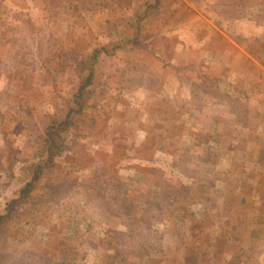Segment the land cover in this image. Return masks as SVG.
I'll return each mask as SVG.
<instances>
[{
    "label": "rangeland",
    "instance_id": "1",
    "mask_svg": "<svg viewBox=\"0 0 264 264\" xmlns=\"http://www.w3.org/2000/svg\"><path fill=\"white\" fill-rule=\"evenodd\" d=\"M227 13L236 24L264 26V0H0V216H6L0 264H191L196 249L205 263L226 264L236 260L234 250L244 251L240 246L248 264L264 262L263 242L249 239L258 236L252 227L263 223L257 209L264 202H240L245 193L234 190L244 173L241 161L232 152L220 154L214 145L221 137L199 129L227 130L228 114L246 117L242 103L229 110V89L210 83L227 82L228 73L199 68L205 33L220 26L231 31L221 19ZM237 40L264 54V35ZM208 42V53L210 47L218 55L233 50L216 36ZM183 44L196 51L190 61L180 53ZM235 68L248 72L236 73L237 85L259 84L254 67L249 73L241 61ZM88 76L85 90L92 94L56 138L61 150L53 166L27 199L9 208L48 156L43 128L65 116L66 101ZM231 141L227 136L222 149ZM223 153L235 175L226 186L221 182L229 172L216 169ZM199 177L214 180V187L199 193ZM144 191L173 194L171 206L163 212L155 199L152 206L137 201ZM128 206L138 215L146 209L151 224L136 227L130 239L126 221L114 214ZM209 243L223 245L216 252L221 258L206 261L207 250L200 251Z\"/></svg>",
    "mask_w": 264,
    "mask_h": 264
},
{
    "label": "crops",
    "instance_id": "2",
    "mask_svg": "<svg viewBox=\"0 0 264 264\" xmlns=\"http://www.w3.org/2000/svg\"><path fill=\"white\" fill-rule=\"evenodd\" d=\"M188 4L189 3L187 2L185 6L186 9L190 7ZM244 7L247 9L246 6ZM261 18L263 19L261 22L264 23V13L262 14ZM221 19L228 20L226 25L231 26L232 29L230 32H226V30H224V28L220 26L218 27L220 29H216V30L212 29L213 30V31L211 30L212 33L211 31L210 33H205L204 39L199 44L200 47L205 50V51L202 50L203 52L201 51L199 52V57H198L199 68H200V64H203L202 65L203 67L205 66V64H207V66L203 69L204 71L208 73L210 70L212 72L215 71L216 73L221 72V71L228 73L229 80L227 82H223V81L221 82L218 80V81L210 82V83H212L213 86H217L218 89H221V88L229 89V94H230L229 100H233V97H234V102L230 101V103H236V100H237L238 103L244 104L246 106V109H245L246 117L245 119H242L241 117L237 116L236 112L234 114H228L226 120L229 122V125L231 127H229L227 130L219 126L218 129L213 128V131L210 132L209 129H204V127H206L205 124L200 125L199 129L203 131L205 130L204 134L207 133V135L209 136L214 135L215 137L216 136L221 137L218 140V145L217 144L214 145V149H220L219 150L220 154H221V151L222 152L229 151V152L234 153L233 155H235V157L237 155L236 159H239V161H241L242 164L240 165H241V168L244 170V173H242L243 175L240 174L239 177L236 176L238 177V179H236L237 184L234 190V191H237L238 194H240L241 191H244L242 193H245V195L238 196V199L240 200V202L245 203L246 201L245 204H247V202L249 201L264 202V61H263L264 54H260L259 52H256V51L252 52V50H250V48H248L247 46L242 48L241 45L237 43L238 36L244 40H250L251 38L261 37L262 35H264V26L260 27L261 25L259 26L256 25L253 27L249 25L250 24L249 21H246L243 23L238 22L236 24V20L235 19L231 20V15L228 13L225 17H221ZM215 36L220 38L222 41L223 40L226 41L229 47L233 49L227 54L228 58H230L229 62H226L224 58H221L222 56H227V55L226 54L218 55V53L216 54L215 52L216 50L214 47H210L212 51L211 53H208V51H206L208 46H210V42L208 41H210V39H212V37L214 38ZM236 47H238L239 49H237ZM187 50H189V52H187ZM192 51L196 52L195 50L188 48V46L184 44L181 45L180 53L182 57H184L185 59H188L189 61H190L191 55L193 54ZM207 55H208V58H206ZM217 55L218 57H216ZM259 58H261V60ZM221 60L225 62L226 64L224 65L221 64ZM209 61H211L212 63L209 64L208 63ZM241 61L248 63L249 73L251 72V69H253V67L258 72L259 84H255L254 88L252 86L251 81L245 82L244 84L237 85V81L231 80L232 78L233 79L235 78L234 80L237 79L236 73H241V74L244 73L245 77L246 75H248L247 70H244V72H242L241 69L235 68L236 65ZM218 66H220V68H218ZM211 67L213 68L210 69ZM178 89L180 90L181 97L183 98L182 95L185 93V92L183 93V91L184 89L186 90V88L183 85V86H179ZM236 90L237 91L239 90V92H241L242 95L241 96L239 95L241 93L237 94ZM255 90H257V92L253 95V92ZM188 98H189V95L188 97H184V99H188ZM257 105L259 106L258 109L256 108ZM231 109L235 110V107L233 108L230 107L229 110L231 111ZM186 117L189 118V116L187 115ZM184 119L186 120V118ZM192 119H194V117ZM255 121H257V123H255ZM227 136H228V139H231L232 141H231V144H228V147L230 149H227L226 147V150H225V149H222V146ZM251 137L252 138L254 137L255 139L249 140L248 138H251ZM238 139L239 140L242 139V143L240 146L242 145L243 146L241 148L240 147L237 148V145H239ZM230 145L232 146L230 147ZM229 152H226V153L229 154ZM226 153L222 154L223 156L222 159H221V156H218L219 162L216 165V169L222 172L224 171L229 172L227 174L228 176L226 175V177L223 178V182H221V184L224 186H226L227 184L229 185L230 181L235 176L232 174L234 172L231 168V165L227 164L226 162V157H225ZM229 161H230V157H229ZM251 185L259 186L260 187V189L258 188L259 191H256V193H253V192H246L244 190L245 188H248ZM260 206H262V204ZM258 209H257L258 214L264 218V205L262 206L261 209L259 210ZM251 210L253 211V208ZM221 211H222V206L220 205V208L218 209L217 213ZM252 228H253L252 231L253 232L255 231L258 234V236L252 238L251 237L252 235H251L249 239L251 241H253V239L255 240L260 239L261 242H263L262 243L263 245H261L262 247L261 255H263L264 257V220H263V223L261 221V224L259 226H254ZM257 264H264V262L261 259H259V262Z\"/></svg>",
    "mask_w": 264,
    "mask_h": 264
},
{
    "label": "trees",
    "instance_id": "3",
    "mask_svg": "<svg viewBox=\"0 0 264 264\" xmlns=\"http://www.w3.org/2000/svg\"><path fill=\"white\" fill-rule=\"evenodd\" d=\"M158 4V2H157ZM147 6V5H146ZM153 6H151V4H149V6H147V8H149L148 10H150ZM154 8V7H153ZM148 15V14H146ZM144 18V17H143ZM134 44H137V39L134 38L133 40ZM38 48L40 49V44L38 45ZM106 48V47H105ZM100 52V50H96L93 53V57L90 60L91 62H95L98 59V53ZM109 53V52H107ZM87 62L83 61L81 62L78 66L79 68L84 69L83 67L85 66ZM91 80V77H87L86 80L80 84L79 88L77 89V94H75L73 100H67L66 104L68 105L69 108H67L66 110V114H64L65 116L63 118H59L57 120H53L51 121L49 124H47L44 128H43V138H44V144H45V148H46V152H48V156L46 157V160L42 161V162H38L37 166H36V172L33 174V176L30 178L31 180L25 184V186L23 188L20 189L19 191V198L10 202L9 204V208L10 207H14L15 205H19V202H21V200H23L24 198L27 199L29 197V194L31 193L32 190L35 189V183L38 182L40 179V177L43 174V171L45 169H49L51 166H53V160H54V155L57 154L59 150H61V146H59L56 142V138H60L62 133L66 132L71 124L69 122V119L71 117L72 114L74 113H82V111H84V108L86 106V103L89 101V98L92 94L91 91H86V87L89 85ZM234 102V99H233ZM237 103V100H236ZM236 103L232 104V107H235ZM74 104L77 106V108L72 107L71 105ZM236 108V107H235ZM249 112V111H248ZM36 129H39L38 127H36ZM63 151V150H62ZM198 179H200V184L198 186L199 189V193H206L208 191L209 188H213L215 181L213 180H208L206 182V180H204L203 178L199 177ZM178 193H180V195L177 197L179 198L180 196H183L182 192V188L177 189ZM187 193H185L186 195ZM173 194H169L165 191H163L162 193L159 192L157 194L151 193V192H143V193H139V199H136L137 201H142V203L145 204H151L152 206V200L155 199L159 202H162L163 204L158 205L160 209H162V211L164 212L166 207H170L171 206V197ZM167 198L170 199L167 200ZM166 199V200H165ZM210 199V196L208 198H202V204H205V200ZM181 200V199H180ZM169 201V202H167ZM164 207V208H163ZM135 209H138L137 206H135ZM8 210V209H7ZM111 211V210H110ZM141 211V215H138L137 213L133 212L132 208H130V206L125 207V210L123 209L122 212V208L117 209L115 211V215L118 217H122L125 221H126V225H127V229L128 231L124 234L125 237H128L129 239L135 236L134 234V229H136V227H140L142 226L144 223L145 227H147L150 224V216H149V212L145 209V210H139ZM112 212V211H111ZM113 213V212H112ZM148 214V215H147ZM6 219V216H0V222H4ZM151 225V224H150ZM139 230V229H138ZM217 247H223V245L220 244V246L218 245V243H216L214 245V249H213V245L212 244H208L205 246L204 249H202L203 251H200V253L203 252V254L206 252L205 250H207V256H209L210 258H207L208 260L206 261H210V259H219L221 258V256L223 255V253L221 254V256L219 254H217ZM241 249H244V251L246 250L245 246H240ZM244 251L239 252L237 251H233V257L236 258V260L234 259V261H227L226 264H248V262H246L245 259H241L242 257H246V254L243 255ZM201 254H199L198 249H196L194 252L191 251V264H204L205 261L204 256L200 257ZM194 256V257H193ZM244 257V258H245ZM246 259L248 260L249 257ZM183 260V259H182ZM154 264H159V261H154ZM187 262V261H186ZM183 262L181 264H188ZM241 262V263H239ZM243 262V263H242ZM208 264V263H205Z\"/></svg>",
    "mask_w": 264,
    "mask_h": 264
}]
</instances>
